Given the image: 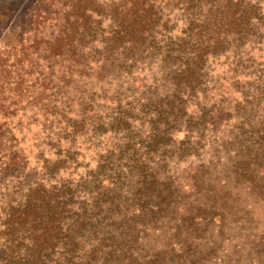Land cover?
Instances as JSON below:
<instances>
[{"label":"trees","instance_id":"1","mask_svg":"<svg viewBox=\"0 0 264 264\" xmlns=\"http://www.w3.org/2000/svg\"><path fill=\"white\" fill-rule=\"evenodd\" d=\"M33 4L0 29V264H210L264 202V0Z\"/></svg>","mask_w":264,"mask_h":264},{"label":"rangeland","instance_id":"2","mask_svg":"<svg viewBox=\"0 0 264 264\" xmlns=\"http://www.w3.org/2000/svg\"><path fill=\"white\" fill-rule=\"evenodd\" d=\"M33 1L35 0H0V9L4 11V14L7 16L4 19H1L0 29L5 30L11 24L16 23L17 20H21L25 13L29 12L31 8H34ZM1 33V32H0ZM253 60L256 64H259L258 68H261L264 65V44L253 52ZM222 69L219 66H213L211 69V76L216 79L218 74L221 76ZM238 82L245 84L248 80L247 76L241 75L237 78ZM236 86H228V82H219V92L214 99H218L222 94L223 98L226 100H233L237 97L235 93L239 88ZM233 91H235L233 93ZM214 95V94H212ZM34 135L28 138L26 143V152L29 149H33L31 144L32 141H35ZM209 159V154H207ZM83 159L81 161L83 164H88L93 166L94 161H92V152L87 151L83 154ZM82 170V168H80ZM245 195V194H244ZM248 204L251 206L252 213L246 216V219L249 221L248 226H233L229 225L224 228L225 235L224 240L218 242V247L214 250L213 258L211 259L210 264L214 262L215 264H264V256H259L257 254L258 249L264 245V202L260 200L248 201ZM247 211H243L246 213ZM262 239H257L259 236H262ZM255 246V248H254ZM258 246V247H257ZM261 262V263H258ZM208 264V261H207Z\"/></svg>","mask_w":264,"mask_h":264}]
</instances>
